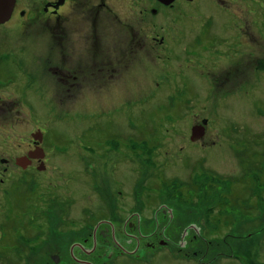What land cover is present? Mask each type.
Here are the masks:
<instances>
[{
  "label": "rangeland",
  "instance_id": "rangeland-1",
  "mask_svg": "<svg viewBox=\"0 0 264 264\" xmlns=\"http://www.w3.org/2000/svg\"><path fill=\"white\" fill-rule=\"evenodd\" d=\"M17 1L12 19L0 24V106L4 101L15 104L13 112L0 114V158L13 159L25 153L31 132L42 128V145L50 167L47 173L32 174L52 175L53 161H73L82 166L83 145L111 143L114 137L124 140L121 144L125 145L128 138L134 137L138 177L148 171L144 162L150 159L147 150H163L159 157L166 160L160 178L163 182L152 179L155 190L208 192L213 200L223 195L219 207L234 213L228 222L234 226L238 219L245 224L237 233L262 230L261 235L251 239L256 241V252L251 248L249 264H264V0H232L233 37H238L235 41L239 45L238 33L243 32L246 49L233 50L234 67H244L240 74L234 72L233 82L223 87L210 83L213 74L208 72L218 64L219 74L226 67L225 61H216L214 51L193 45L199 19L194 3H187L189 9L184 6L188 14L182 19L176 9L169 13L161 10L157 15L148 12L158 33H176L170 53L142 50L135 58L121 59L115 77L106 72L99 78L95 72L85 79L82 66L87 58L89 61L87 47L91 43L78 35L71 36L73 40L65 43L70 54L67 58L55 44L57 39H52L51 29H44L41 20L33 18L36 9H42L41 2ZM106 1L123 18L121 31H127L125 26L131 23L144 27L142 31L156 33L151 29L154 25L147 29L145 21L140 23L145 14L141 10L157 7L156 0ZM199 1L206 5L205 15L214 20L228 16L223 9L213 8L214 0ZM22 9L26 11L24 16L20 15ZM171 20H176L178 27L184 26L185 31L189 27V33L172 30L167 24ZM237 23L239 31L235 29ZM63 24L71 26L70 20ZM106 29L115 31L114 27ZM186 43H190L187 49ZM68 71H73V76ZM74 75L80 83H73ZM203 118L208 119L207 134L202 141L194 142L190 139L192 126ZM9 166L13 168L6 174L10 177L27 173H19L12 162ZM194 175L200 176L196 186ZM80 178H75V193L84 191ZM2 197L0 190V201ZM3 264L28 262L14 257Z\"/></svg>",
  "mask_w": 264,
  "mask_h": 264
},
{
  "label": "flooded vegetation",
  "instance_id": "flooded-vegetation-1",
  "mask_svg": "<svg viewBox=\"0 0 264 264\" xmlns=\"http://www.w3.org/2000/svg\"><path fill=\"white\" fill-rule=\"evenodd\" d=\"M38 1L42 9H36L38 13L34 20H41L44 29H51L52 39H57L55 44L67 58L70 54L65 43L68 44L75 35L91 43V47H87L89 61L87 58L82 66L85 79L95 72L99 78L106 72L111 78L115 77L121 59L126 56L135 58L142 50L156 54H165L168 50L170 53L176 33H158L157 24L149 20L148 12L157 15L161 10L169 13L176 9L182 19L188 14L185 9H189L187 3H194L192 7L199 18L193 45L196 49L212 50L216 61H225L226 67L219 74L216 70L218 64L208 72L213 74L209 82L220 87L228 85L233 82L234 72L240 74L244 67L242 65L240 70L233 65V50H245L247 38L243 32L238 33L241 41L237 45L235 40L238 37H233L232 0L211 2L213 8L223 9V13L228 15L222 21L205 15L206 5L203 6L199 0H175L168 5L156 0L157 7L141 10L145 14L140 20V23H147V29L154 25L151 29H155V34L142 31L144 27L140 25L137 28L131 23L126 24L127 31H121L123 18L106 0L98 3L94 0ZM175 2L179 5L174 8ZM182 3L186 5L180 6ZM25 14L22 9L20 15ZM69 20L71 26L65 27L63 23ZM175 23L176 20H171L167 24H171L172 30L178 28V33H189V27L185 31L184 26L181 28ZM108 27H114L115 31H105ZM240 28L237 23L235 29L239 31ZM69 74L73 76V71ZM74 78L73 83L81 82H77L76 75ZM3 104L0 114L14 111L13 102L4 101ZM20 114L18 109L17 117ZM204 119L207 118L196 124ZM207 125L204 137L194 142L205 138ZM39 130L43 132L40 143L32 136ZM34 132H31L27 150L20 156L37 146L43 147L44 130L37 128ZM128 139L125 145L121 144L124 140L120 142L117 137L111 143L83 145L82 166L74 165L73 161H53L52 175L32 174L48 172L50 166L47 165L45 147L44 158H33L27 167L17 163L20 156L0 158V190L3 196L0 201V264L14 257L28 264H249L251 248L256 252V241L251 239L261 235L262 230L237 233L239 228L243 231L245 224L238 219L234 226L228 222L234 213L219 207L221 202L218 200L223 195L213 200L212 193L208 192L155 190L157 187L153 186L152 179L161 180V171L166 163V160L159 159L163 150L159 152L157 147L147 150L150 159L144 162L148 171L138 177L137 140L134 137ZM122 157L127 159L120 160ZM10 162L19 173L28 174L18 177L6 175L13 170ZM31 169L33 171L29 173ZM195 175L192 177L193 186L198 185L200 179ZM75 178L81 179L82 193L74 191ZM184 186H187L186 182ZM208 199L211 200L208 202ZM78 203L82 206H76Z\"/></svg>",
  "mask_w": 264,
  "mask_h": 264
},
{
  "label": "water",
  "instance_id": "water-1",
  "mask_svg": "<svg viewBox=\"0 0 264 264\" xmlns=\"http://www.w3.org/2000/svg\"><path fill=\"white\" fill-rule=\"evenodd\" d=\"M165 4H172L175 0H159ZM17 0H0V24H4L12 17ZM208 119H204L202 123L195 124L191 130V140L197 141L204 137L206 132V124ZM33 138L39 143L43 141V132L41 130L32 134ZM45 151L41 146H37L34 150L28 152V154L17 158V163L23 167H27L33 158H44Z\"/></svg>",
  "mask_w": 264,
  "mask_h": 264
}]
</instances>
